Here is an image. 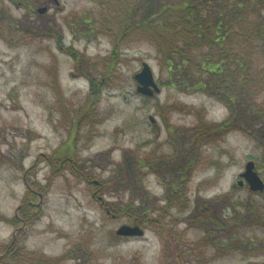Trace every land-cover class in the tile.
<instances>
[{"label": "rangeland", "instance_id": "obj_1", "mask_svg": "<svg viewBox=\"0 0 264 264\" xmlns=\"http://www.w3.org/2000/svg\"><path fill=\"white\" fill-rule=\"evenodd\" d=\"M57 1L0 0V247L14 235L19 245L4 263L34 264L26 258L33 253L65 258L54 264H264V226L239 228L237 245L218 247L206 237L219 241L223 231L185 220L196 198L232 191L236 202L251 205L252 199V219L263 221L258 210H264V193L254 194L238 180L249 160L264 179V146L237 129L207 133L205 124L227 121L230 110L201 91L168 85L155 47L141 31L126 37L121 59L111 62L115 43L98 34L96 23L116 32L126 0ZM43 6L48 9L41 13ZM256 58L264 66V53ZM144 61L161 87L153 96L136 91L134 75ZM87 74L99 83L96 93ZM256 123L264 130V117ZM192 138L200 152L187 182L188 200L170 209L165 221L177 219L171 234L177 237L147 227L143 236L117 235L121 225L132 223L103 206L115 200L103 180L116 162L102 168L104 159H88L111 153L118 161L138 146L170 154L176 141ZM66 145L74 154L71 168L62 159ZM82 169L91 175L80 176ZM143 182L152 195H165L161 175L148 174ZM36 211L39 217L25 219ZM166 238L180 243V258L166 253ZM70 249V257L62 256Z\"/></svg>", "mask_w": 264, "mask_h": 264}, {"label": "trees", "instance_id": "obj_2", "mask_svg": "<svg viewBox=\"0 0 264 264\" xmlns=\"http://www.w3.org/2000/svg\"><path fill=\"white\" fill-rule=\"evenodd\" d=\"M263 11L264 0H126L116 32L101 27L99 22L96 24L98 34L111 37L115 43L109 54L114 65L121 59L120 50L126 37L137 30L141 31L155 47L159 63L167 72L168 85L180 91H201L230 110L227 121L205 124L207 133L241 130L262 147L264 130L256 120L264 117V99L259 98L264 91V66L258 63L256 55L264 53ZM253 39L257 45L251 44ZM85 77L93 93H96L99 87L97 79L88 74ZM79 115L75 118L79 119ZM208 139L211 141L213 138L208 136ZM176 144L178 148L170 154L144 151V146H138L130 150V155L123 153L118 161L113 160L111 153L88 159L91 162L105 160L102 168L116 162L114 169H111L112 175L103 180L104 187L112 192L115 200H107L103 206L112 215L128 216L132 224L171 235L177 219L171 216L169 222L165 223L166 218L173 207H180L188 200L187 182L200 152L198 141L193 138L187 139L183 145L180 141H176ZM70 152L66 145L62 159L69 168L71 161L68 158L74 157ZM72 166V171H75V164ZM151 173L166 179L165 195L161 199L152 195L143 182L144 177ZM88 175L91 172L82 169L80 176L87 178ZM233 195L231 191L213 198H196L194 208L185 220L208 232L223 231L219 241L207 236L208 243L218 247L237 245L241 236L233 234L238 235L239 228L263 227L261 211L264 210H258V217L263 221L257 223L251 215V210L257 209L256 203L252 199L251 205L247 200L236 202ZM161 201H165V204L162 205ZM27 210L24 209V212ZM39 215L36 211L24 216L28 217L25 219L34 220ZM171 236L177 237L175 234ZM17 239L14 235L10 244L0 247V264L16 256L15 250L17 246L19 248V245L15 246ZM166 244V253H172L175 259L180 258V243L173 244L166 238ZM72 253L70 249L62 256L70 257ZM32 254L26 255V258L30 261L34 259V264H54L65 259H43Z\"/></svg>", "mask_w": 264, "mask_h": 264}, {"label": "water", "instance_id": "obj_3", "mask_svg": "<svg viewBox=\"0 0 264 264\" xmlns=\"http://www.w3.org/2000/svg\"><path fill=\"white\" fill-rule=\"evenodd\" d=\"M56 3H59L55 0ZM47 10L46 6L39 8V12L43 13ZM134 79L137 82L136 91L142 95L153 96L161 91V87L157 82L153 69L148 62L142 63V68L139 72L135 73ZM243 177L251 190L261 191L264 189V181L255 170V162L250 160L245 166V170L240 174ZM243 180H239V184H243ZM116 233L121 236H142L144 235V229L140 225L123 224Z\"/></svg>", "mask_w": 264, "mask_h": 264}]
</instances>
